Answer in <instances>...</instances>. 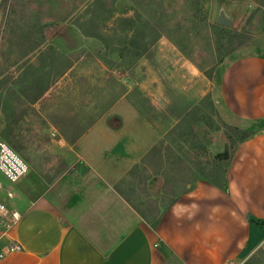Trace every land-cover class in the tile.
I'll return each mask as SVG.
<instances>
[{"label":"rangeland","instance_id":"rangeland-1","mask_svg":"<svg viewBox=\"0 0 264 264\" xmlns=\"http://www.w3.org/2000/svg\"><path fill=\"white\" fill-rule=\"evenodd\" d=\"M129 15L143 22L139 37L149 42L146 54L133 62L122 61L117 52L119 34L128 28L117 19ZM219 16L231 20L226 26L244 29L245 42L217 34ZM150 23L160 32L155 41L157 31L145 27ZM251 54H264V0H1L0 80L7 79L9 90H0V134L30 171L14 183L1 180L0 198L22 213L26 198L42 194L66 172L100 181L88 166L90 157L95 150L108 152L116 131L126 125L129 135L147 146L136 162V156L128 157L116 184L154 228V218L161 219L177 195L208 180L206 166L229 144L225 122L254 132L264 127V120L232 113L216 86V71ZM37 77L46 92L35 104H25L20 87ZM189 110L191 120L179 124ZM57 123L77 141H68ZM10 126L13 135L28 133L22 151L2 135ZM85 126L89 129L81 133ZM155 144L162 157L147 158ZM159 264L185 263L167 255ZM229 264H264V241Z\"/></svg>","mask_w":264,"mask_h":264},{"label":"crops","instance_id":"crops-1","mask_svg":"<svg viewBox=\"0 0 264 264\" xmlns=\"http://www.w3.org/2000/svg\"><path fill=\"white\" fill-rule=\"evenodd\" d=\"M215 77L232 113L264 119V54L238 57ZM127 127L116 131L108 152L95 150L90 157L88 166L100 181L66 172L42 194L26 198L19 221L0 238V250L10 239L22 249L7 253L0 264H159L167 255L185 264H229L262 244L264 127L230 154L229 192L200 180L163 211L155 229L115 188L128 157L136 162L147 146ZM1 180L9 183L0 175Z\"/></svg>","mask_w":264,"mask_h":264},{"label":"trees","instance_id":"trees-1","mask_svg":"<svg viewBox=\"0 0 264 264\" xmlns=\"http://www.w3.org/2000/svg\"><path fill=\"white\" fill-rule=\"evenodd\" d=\"M95 2H97V0H94ZM117 22H121L122 24H126L128 26V28L123 29L122 32H120L119 35H121L120 37L123 38L121 46H119L117 52L119 57L121 58L122 61H127L128 59L133 62V60L138 59L139 57L143 56L146 54L147 50H148V40H144L143 37H139V31L143 28V22H140L136 19H134L133 16H120L117 19ZM145 27H149L150 29H152L154 32L157 31V33H155V36L153 38L152 41H155L156 39H158V37H160V32H158V30H156L155 26L153 24H148L145 25ZM214 31L217 34H221L224 37H226L228 40H239V42H245L248 34L247 32L243 29V30H238L235 28H230L228 26H226L225 24H222L220 22L216 23L214 26ZM97 31L102 32L101 27L98 26ZM114 33H117L118 30L114 29L113 30ZM88 35H93V34H89ZM105 34H101L98 33L95 36L99 37L100 39H103V36ZM178 46H180V44H178ZM181 47V46H180ZM219 61H222L223 58L222 56L220 58H218ZM201 67V66H200ZM202 68V67H201ZM203 69V68H202ZM206 74L208 75V77H212L213 74V70L212 68L210 70H208L206 72ZM8 81L7 79L5 80H0V90L3 89H7L9 90V88H7L8 86ZM47 86L44 85L41 81L40 77H37L35 79H33L31 82H29L28 84H24L23 86L20 87L19 92L21 93V99L23 101V103L25 104H35L46 92ZM6 90V91H7ZM195 108H193L194 110ZM191 110L187 111L184 116L181 118L179 116L178 118V123L180 124V122L182 121V119L184 121H187L191 118ZM191 120V119H190ZM259 120H264V119H259ZM252 121H258V120H252ZM14 124V123H13ZM178 124V125H179ZM69 128H70V124H66ZM57 129L61 132V134L68 140L70 141L72 144L75 143L77 141V137H72L67 133L66 128H64L63 126L65 125H60L57 123ZM225 131L227 134V138H228V142L232 148V150L234 151L235 148L238 146V144L246 139H248L249 137H251L255 132L254 130H247L244 128H241L238 125H233L230 123H226L225 122ZM15 126H10L7 130L3 131V134L5 137L7 136L8 138H10V140L12 141V143L14 144V146H16L20 151H22L23 149V143H28L30 141V138H27L26 135H28V133L26 134H18V135H13L12 132L14 131ZM89 127L85 126L81 129V133L85 132V130H88ZM29 130V129H28ZM47 139H49V135L45 136ZM147 158L150 156H157L160 155V157H162V148L160 145L155 144L150 151L147 153ZM145 160V157H144ZM227 164L228 162H226L225 160H220L216 157H214L213 161L211 162V164H209V166H206L205 169H207V173L205 172L204 175L207 177L208 181L214 183L215 185L221 187L223 190H225L226 192H229V187H228V182H227V177H226V172H227ZM66 165V163L64 164ZM134 168H137V164L130 170V173H128L130 176L134 171ZM204 170V169H203ZM128 178H122L121 182H126ZM115 188L117 191L121 192L122 195H124V198L131 203V197L125 193L122 192L121 186L119 185V183H117L115 185ZM189 190H184L183 193L187 192ZM182 194V193H181ZM180 194V195H181ZM180 195H177L172 202L165 208L167 209L170 205H172L178 198ZM134 208H136V210L140 213V215L143 218H147V214L145 213V211H142L141 208H139L138 206L134 205ZM157 213L156 214H160L159 212H161L160 207L157 206L156 209ZM154 223H153V227L156 228L159 222V218H154ZM259 223V222H258ZM260 224L262 226H264V223L260 222Z\"/></svg>","mask_w":264,"mask_h":264},{"label":"built area","instance_id":"built-area-1","mask_svg":"<svg viewBox=\"0 0 264 264\" xmlns=\"http://www.w3.org/2000/svg\"><path fill=\"white\" fill-rule=\"evenodd\" d=\"M1 1V0H0ZM30 171L28 162L21 154L0 134V175L10 183L19 181ZM21 217V213L16 209L9 208L7 204L0 199V238L9 234ZM22 249V245L11 239L6 248L0 250V260L7 253Z\"/></svg>","mask_w":264,"mask_h":264},{"label":"water","instance_id":"water-1","mask_svg":"<svg viewBox=\"0 0 264 264\" xmlns=\"http://www.w3.org/2000/svg\"><path fill=\"white\" fill-rule=\"evenodd\" d=\"M218 21L225 25L231 23V20L225 16H219ZM215 157L220 160H227L230 157L229 144L225 143L223 151L217 153Z\"/></svg>","mask_w":264,"mask_h":264}]
</instances>
